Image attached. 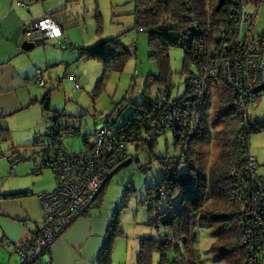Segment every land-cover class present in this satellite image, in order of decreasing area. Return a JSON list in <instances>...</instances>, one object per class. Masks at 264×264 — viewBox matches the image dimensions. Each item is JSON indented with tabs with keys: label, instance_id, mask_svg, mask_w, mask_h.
I'll list each match as a JSON object with an SVG mask.
<instances>
[{
	"label": "trees",
	"instance_id": "16d2710c",
	"mask_svg": "<svg viewBox=\"0 0 264 264\" xmlns=\"http://www.w3.org/2000/svg\"><path fill=\"white\" fill-rule=\"evenodd\" d=\"M236 2L237 0H134L135 28L149 34L152 49L150 56L158 61L160 68V76L155 83L163 86L162 91L154 101L144 94L143 103L135 106L132 114L123 118L121 124L117 125L109 119L105 121L112 122L117 141L124 144V152L119 160L109 167L107 180L94 197L90 207L80 216H85L94 206L101 208L102 194L111 179L112 172L127 160L129 143L144 141L140 138L142 132L151 129L159 132L163 129L168 130L173 136L174 145L179 150V156L166 167L162 163L164 170L160 181L155 187L147 189L146 194V200L150 201L161 202L163 197L167 198L165 209L161 210L154 206L149 209L150 214L156 216L155 228L158 229L161 225L165 232L155 239L140 241L135 264H153L155 256L156 264H203L198 249L191 247V243H194L193 246L197 245V239L193 234L194 222L211 230L213 242L210 251L218 258L217 260L225 264H248L253 254H257L255 264H264L262 255L264 234L260 231L257 241L254 242L248 238L253 221L249 211V195L246 194L245 198L239 199L240 187L237 186L249 155L250 136L264 128V123L253 122L250 108L251 102L260 96L261 91H264V86L253 89L252 95L247 100V108L250 110L247 125L242 122V117L236 111V96L223 82H214L211 85L212 91L214 90L219 97L211 121L212 127L217 130L212 132L209 128L210 123L206 119L205 110H208V102L203 113L198 116L199 124L192 135L180 122L169 124L167 128L165 125H160L162 121L160 118L168 111L171 103L177 100L170 96L168 48L180 46L185 52V65H194L197 72L201 71L211 63L214 58L213 52L220 51L223 41L220 39L222 31L227 29L232 31L229 17ZM43 41L37 44H42ZM37 44L35 43L34 46L37 47ZM58 45L62 50H78L79 57L85 61L90 59L99 61L102 65V78L111 72H121L127 59L133 56L117 38L103 41L90 48H77L63 37L62 32ZM196 73L190 74L186 80V93L179 99H189V80ZM72 76L74 75L69 77L72 79ZM43 83L44 87L45 82ZM48 93L40 101L41 109L43 113H55L56 117L53 118L54 121L46 135H43L47 138L42 141L41 136H37L32 145L22 148H40V161L33 170L34 174L41 173L43 169H50L56 181L53 190L55 191L57 180L53 165L59 161L75 159V156L85 151H91L95 132L92 135V142L90 136L83 138L84 148L81 152L69 153L63 146V140L67 137L66 133L75 132L74 136H78L77 128L74 124L69 125L68 122L62 121V118H73L72 116L52 111ZM163 97L165 101L162 100ZM63 135V140L60 141L59 136ZM148 144L154 145V142ZM209 146H212V149L216 148L218 152L213 161L206 165V147ZM15 148L11 147L9 150L14 151ZM13 158L19 159L18 164L26 161V158L20 154ZM31 159L35 160V157ZM182 160L186 166L184 173L178 168ZM172 165L174 166L171 171ZM13 168L10 166V169ZM25 195L26 193L22 192L2 197L13 199ZM121 235L123 234L117 227L116 220H112L101 252V264H109L112 242Z\"/></svg>",
	"mask_w": 264,
	"mask_h": 264
},
{
	"label": "rangeland",
	"instance_id": "374dc122",
	"mask_svg": "<svg viewBox=\"0 0 264 264\" xmlns=\"http://www.w3.org/2000/svg\"><path fill=\"white\" fill-rule=\"evenodd\" d=\"M44 1L40 0L42 3ZM55 3L64 6L62 14L68 20L77 21V25L65 30V36L70 38L73 46L90 48L103 41L117 38L118 42L133 54L127 59L121 72H111L102 78V65L99 61L78 59L79 51L73 50L70 51L73 53V59L70 63L67 62L68 65L71 64L68 69L72 68L70 72L80 78L81 88L75 89V81L70 77L61 79L64 78L63 73L56 75V79L63 80L64 84L48 82L44 89L39 85L40 91L43 92L41 95L45 96L50 91L52 111L72 116L73 118H62V121L77 125L82 134L90 136L89 139L92 142L93 132L106 120L109 119L119 125L123 118L132 114L135 106L143 103L145 95L150 97L151 101L159 97L163 87L155 83L160 76L159 64L150 56L152 49L148 32L135 28L134 0H55ZM248 10L251 13L257 10L253 34L264 33V0H250ZM58 47L52 48L50 44L45 47L39 46L36 50L48 48L64 56L59 45ZM167 56L170 96L172 99L183 97L187 89L186 80L190 74L196 73L197 69L194 65H185V52L180 46L169 47ZM62 67L64 72L65 66ZM55 69L57 68L53 70ZM218 99V94L213 90L208 97V110H205L212 132L217 130L212 127L211 121ZM250 108L253 122L264 123V91H261L260 96L251 102ZM41 110L40 107L39 112ZM54 117L56 114L53 112L40 113V122L37 123L38 125L34 123L35 127L31 129L30 134L22 130L27 129L26 124L31 127V121L26 120L23 124L17 122L18 128L15 126L14 133L10 135L12 138L3 142V147L7 150L12 146L16 147L15 156L20 154L26 158V161L21 162L17 167L32 165V157H35L37 165L39 164L40 148H22V146L32 145L37 136H41L44 141L47 137L43 135H46L51 127ZM82 134L66 137L63 140V146L69 153H79L83 150ZM140 138L144 141L128 144L127 160L114 169L102 194L100 212L116 220L117 227L123 234L112 242V264H135L140 241L148 238L155 239L165 232L161 225L158 229L155 228L156 216L151 215L149 209L151 206L165 209L167 198L163 197L161 202L150 201L146 200V194L147 189L155 187L160 181L164 166H168L175 158H178L179 150L174 145L172 134L166 129L161 132L155 129L142 132ZM151 141L154 145L148 144ZM12 152L13 150L10 151ZM217 152L218 150L212 149V146L206 147V165L213 161ZM249 155L257 161V173L263 175L264 128L251 134ZM5 162L7 165L5 174L14 176V171H10L9 164ZM173 166L170 167L171 171ZM178 168L181 173L186 172L183 160ZM34 178H38V185L35 186L43 191L51 192L56 187L55 177L50 169H43L42 173L34 175ZM193 234L197 239V245L193 246L194 243H191V247L198 249L203 264H225L217 260L218 258L210 251L213 242L210 229L194 222ZM156 263L155 256L153 264Z\"/></svg>",
	"mask_w": 264,
	"mask_h": 264
},
{
	"label": "built area",
	"instance_id": "2783aa9c",
	"mask_svg": "<svg viewBox=\"0 0 264 264\" xmlns=\"http://www.w3.org/2000/svg\"><path fill=\"white\" fill-rule=\"evenodd\" d=\"M249 6L250 0H237L229 17L232 31H222L220 51H214L211 63L191 76L189 99L177 98L172 102L168 111L160 118V125L167 128L169 124L180 122L188 128L189 134L196 132L198 116L207 107V99L214 82H223L232 89L236 96V111L242 117V122L247 125L250 117L247 100L253 89L264 86V33L253 34L257 10L251 13ZM61 36L62 30L51 17L40 19L24 33L26 42L32 44ZM41 73L42 71L38 70L36 78L42 86L44 83L40 77ZM72 79L76 80L74 76ZM75 89H80L78 81L75 83ZM162 100L165 101V98ZM66 135L72 137L75 132ZM59 137L62 141L64 135ZM123 145L116 139L112 122H105L95 130L91 151H85L75 156V159L59 161L53 165L57 188L53 192L38 196L43 210L42 225L29 237L14 244L20 264H49L43 259L48 256L51 246L74 220L90 207L108 178L109 167L119 160L124 152ZM60 149L63 150L62 147ZM5 158L11 168L20 162L11 155H5ZM257 167V161L248 155L242 178L238 179L237 183L240 187L238 198L242 200L246 194L249 195V211L253 221L248 238L253 242L257 241L260 231L264 234V175L257 173ZM256 257L257 254H253L248 264H255Z\"/></svg>",
	"mask_w": 264,
	"mask_h": 264
},
{
	"label": "crops",
	"instance_id": "0c3cea01",
	"mask_svg": "<svg viewBox=\"0 0 264 264\" xmlns=\"http://www.w3.org/2000/svg\"><path fill=\"white\" fill-rule=\"evenodd\" d=\"M64 9V6L55 3V0H45L44 3L40 0H0V264H20V257L15 253L14 244L40 228L42 209L38 196L46 192L35 186L38 185V178L35 179L34 175L42 173L34 174L36 159L31 160L32 165L27 167H17L18 164L9 169L14 171V176L5 174L7 169L5 155L13 157L16 151L10 153L11 147L5 149L3 142L12 138L10 135L14 133L15 126L18 128L17 122L23 124L26 120L31 121L32 126L26 124L27 129L22 130L28 134L35 127L34 123L36 125L40 122L39 115L43 114L42 110L39 112L40 101L44 94L41 95L42 90L39 89L41 85L39 86L36 78L38 70L42 71L40 77L45 82V86L40 87L43 89L47 87L48 82L64 84L63 80L56 79L62 73L64 78L61 79L74 75L70 72L72 68L68 69L71 64H67L73 59V53H70L73 50L60 48L64 56L48 48L36 50L39 46L45 47L50 44L52 48L58 47L60 38L52 37L44 40L42 44L36 43L37 47L34 44L31 51L25 52L21 49V45L26 42L24 33L40 19L52 17L62 30L63 37L71 43L70 38L65 36V30L77 25V21L68 20L62 14ZM78 59H81L79 55ZM62 66H65L64 72ZM54 68L57 69L53 70ZM74 77L76 80L73 81L79 83L80 78L75 75ZM48 95L50 98V93ZM74 126L80 136L82 133L78 126L75 124ZM85 136L88 135L82 134L83 138ZM7 163L9 164L8 161ZM23 177H26L25 180ZM22 192L26 195L13 199L2 197ZM99 209L94 206L85 216L74 220L51 246L48 256L43 260L49 264H101L100 256L112 218L102 214ZM263 252L264 246L262 248L264 257ZM109 264H112V256Z\"/></svg>",
	"mask_w": 264,
	"mask_h": 264
},
{
	"label": "water",
	"instance_id": "95a60500",
	"mask_svg": "<svg viewBox=\"0 0 264 264\" xmlns=\"http://www.w3.org/2000/svg\"><path fill=\"white\" fill-rule=\"evenodd\" d=\"M34 48V44L32 43H28V42H24L22 45H21V49L25 52H29L31 51L32 49Z\"/></svg>",
	"mask_w": 264,
	"mask_h": 264
}]
</instances>
